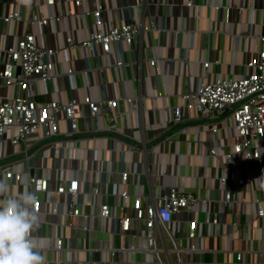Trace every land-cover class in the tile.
Returning <instances> with one entry per match:
<instances>
[{
  "label": "crops",
  "instance_id": "1",
  "mask_svg": "<svg viewBox=\"0 0 264 264\" xmlns=\"http://www.w3.org/2000/svg\"><path fill=\"white\" fill-rule=\"evenodd\" d=\"M82 1V7L76 0L50 7L47 0H0V72L9 61L4 49L31 32L38 45L60 49L55 83L47 89L42 81L35 82L32 95L37 101L74 98L82 103L85 96L120 100L114 130L80 104V130L96 138L77 142L70 156L64 150L58 156L46 150L27 164L11 143L0 144V164L13 161L6 168L16 173H39L53 188L63 180L80 181L81 215L71 227L64 215L53 212V200L40 193L41 223L34 235L48 242L41 252L45 264H264V217L252 203L259 198L264 208V158L245 161L233 155L224 163L223 155L234 143L229 110L201 113L186 108L183 100L204 83L249 72L247 63L264 50L263 0ZM99 5L104 9L98 28L108 31L129 21L142 32L131 45H113L109 53L65 49L69 37L81 41L95 27L94 18L82 11ZM14 11L22 20L1 21ZM61 12L59 22H29L34 15ZM121 58L123 66L112 65ZM151 59L158 60L159 73L149 65ZM70 69L73 74L68 75ZM19 93L17 86L0 84L1 101ZM232 170L246 179L244 185L231 180L224 187L221 177ZM123 172L129 173L128 182L122 180ZM255 172L258 179L248 180ZM0 177L13 194L35 192L22 180L6 178L4 169ZM173 187L193 193L199 202L178 212L168 229L157 223L152 244L145 237V220H133L129 231H120L115 217L134 216L135 197L144 205L158 203ZM125 190L129 199L121 196ZM227 190L234 195L229 202L224 200ZM58 198L65 212L67 197ZM104 204L112 217L100 216ZM193 220L198 222L197 234L190 239ZM59 239L63 249H56Z\"/></svg>",
  "mask_w": 264,
  "mask_h": 264
},
{
  "label": "built area",
  "instance_id": "2",
  "mask_svg": "<svg viewBox=\"0 0 264 264\" xmlns=\"http://www.w3.org/2000/svg\"><path fill=\"white\" fill-rule=\"evenodd\" d=\"M62 1L47 0V4L52 7ZM76 5L82 7L83 1L76 0ZM103 9L104 6L99 5L95 10L82 11L84 16L94 18L95 27L81 41H75L73 37H69L65 49L73 52L87 49L109 53L113 45H131L137 35L142 32V27L129 21L112 27L108 31L98 28ZM63 15V12L49 16L41 13L34 15L29 19V22L42 25L52 19L59 22ZM13 20H22L21 13L14 11L1 18L4 23H10ZM4 50L9 61L0 72V84L2 86H17L20 93L13 98L0 100V144L9 142L16 147L23 154L21 159L23 163L28 164L31 158L46 150H51L56 156L64 150L65 155L70 156L77 142L96 138V136L84 135L80 130V104L89 108L91 116L103 117L107 122L105 128L114 130V125L120 116L119 99L93 100L90 96H85L82 103L74 98L60 103L58 101L39 102L33 97L32 91L35 82L42 81L47 89L55 83L57 56L60 49L38 45L34 34L28 32L16 45L6 47ZM112 65L123 66L124 61L121 58ZM149 65L159 73L157 59H151ZM205 66L208 67L209 63H205ZM247 67L249 72L242 77L204 83L194 92L183 95L184 105L189 110H198L201 113L212 115H219L229 110L233 120L234 143L232 151L224 153V163H230L233 155L242 156L245 161L264 158V50L249 61ZM71 74H73V70L70 69L68 75ZM124 101L131 102V99H124ZM179 120L180 118L177 117L175 122ZM64 122L66 129L62 128ZM210 153L216 156L214 148L210 149ZM13 163V161L1 163L0 169H4L6 178L16 182L21 181V177L27 174V183L34 187L37 194V212H40L41 206L40 193H44L55 203L53 212L61 213L66 217L68 226H74L77 217L81 215L80 181L74 178L68 180L66 184L63 180L53 188L50 186L49 180L39 173L35 175L30 171L16 173L10 168H6ZM251 179H258L256 172L254 175H249L248 180ZM122 180L128 182L129 173L123 172ZM231 180L237 181L241 186L246 182V179L238 176L235 170H232L229 176L221 177L224 187H227ZM95 192H98V189H95ZM62 195L67 197L68 208L65 212L59 209L57 202L58 197ZM121 196L129 199L130 194L125 190ZM233 199L232 191L227 190L224 200L229 202ZM198 202V197L193 193L173 187L158 203L144 205L140 197H135L133 202L135 215L126 216L122 213L115 217V220L121 232L129 231L132 228L133 220H145V237L152 244L155 239L157 223H161L164 228L168 229L178 212L197 205ZM252 203L258 207V216L264 217L261 199H254ZM111 214L110 206L102 205L100 216L110 218ZM212 222L218 223V219H213ZM197 227V221L193 220L189 223L188 238L196 237ZM63 246V239H59L56 249H63ZM241 258L242 255L238 254V259Z\"/></svg>",
  "mask_w": 264,
  "mask_h": 264
},
{
  "label": "clouds",
  "instance_id": "3",
  "mask_svg": "<svg viewBox=\"0 0 264 264\" xmlns=\"http://www.w3.org/2000/svg\"><path fill=\"white\" fill-rule=\"evenodd\" d=\"M21 179L27 183V174ZM36 201L34 191L13 194L10 184L0 177V264H45L41 252L48 242L34 235L41 223Z\"/></svg>",
  "mask_w": 264,
  "mask_h": 264
}]
</instances>
